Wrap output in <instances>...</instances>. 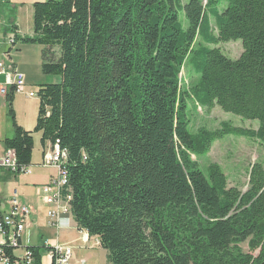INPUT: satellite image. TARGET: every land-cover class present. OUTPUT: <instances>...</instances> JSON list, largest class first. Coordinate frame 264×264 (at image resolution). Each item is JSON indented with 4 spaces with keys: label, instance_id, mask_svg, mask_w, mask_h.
Returning <instances> with one entry per match:
<instances>
[{
    "label": "trees",
    "instance_id": "16d2710c",
    "mask_svg": "<svg viewBox=\"0 0 264 264\" xmlns=\"http://www.w3.org/2000/svg\"><path fill=\"white\" fill-rule=\"evenodd\" d=\"M10 4L0 0L1 8ZM33 6V35H17L16 43L43 46V73L61 80L41 85L31 131L18 124L9 93L15 135L3 143L18 164L30 166L35 132L43 144L60 140L71 212L100 240L109 264H264L263 166H252L243 191L229 186L218 163L205 173L193 159L228 134L264 143V0ZM239 39L238 59L206 45ZM188 63L199 79L187 88ZM189 100L260 125L222 122L194 133ZM29 248L42 264V248ZM4 250L8 264H23L13 248Z\"/></svg>",
    "mask_w": 264,
    "mask_h": 264
},
{
    "label": "crops",
    "instance_id": "0c3cea01",
    "mask_svg": "<svg viewBox=\"0 0 264 264\" xmlns=\"http://www.w3.org/2000/svg\"><path fill=\"white\" fill-rule=\"evenodd\" d=\"M12 6H14V4ZM3 10L4 9L0 7V58H3L5 51L2 41L6 40L9 33L17 30V35L25 36L27 34L24 33L19 24L15 22L14 17H10L11 20L7 22V25L2 26V23H4L2 20ZM11 27H15L16 29L9 30ZM7 51H10L9 61L13 62L17 69L25 75L27 88L24 93H15L14 90L9 87L8 94L6 96H0L4 97L1 99L7 103V101H9V93H14L13 109L15 106L16 120L21 127L31 131L34 130L39 116L40 97H29L27 91L40 90L43 84L58 83L61 77L52 75L51 77H45L48 75L40 76L43 63V46L41 45L33 49L31 57L25 53L23 55L17 53L18 56L16 55L14 58L11 56V47ZM5 82L6 76L0 75V85H4ZM34 85H38V87L32 88ZM36 99L39 102H35ZM14 135L15 130L13 124L12 126L0 125V143H2L4 147L3 151L0 153V157L4 155L6 150L3 140L5 138H11ZM33 137L34 150L30 164L32 172L27 175H16L6 172L0 180V214H4L8 211L10 192L13 187L18 186L21 190V200L33 209L32 223L23 233L22 243L26 247L38 246L42 248V264H52L47 253V248L44 245L46 240L56 241L61 245L71 247L74 252L71 264H81L83 260L85 264H109L108 251L101 245L96 244L95 236H89L87 231L79 228L71 211L63 214L57 225L51 224L50 218L47 215L49 205L44 202L39 193L41 187L58 174V170L56 167L43 165L44 152L51 147V142L47 141L46 144H43L42 132H35ZM64 195L70 196L69 193H65V191ZM17 253H20V251H17Z\"/></svg>",
    "mask_w": 264,
    "mask_h": 264
},
{
    "label": "rangeland",
    "instance_id": "374dc122",
    "mask_svg": "<svg viewBox=\"0 0 264 264\" xmlns=\"http://www.w3.org/2000/svg\"><path fill=\"white\" fill-rule=\"evenodd\" d=\"M36 1L42 0H11L12 4L2 7L4 9L2 12V20L4 21V23H2V26L7 25V22L11 20L10 17H14L15 22L19 24L22 31L24 33H27V36H32L34 26L33 4ZM183 1L185 3L188 2V0ZM13 4L14 6H12ZM182 15L184 17V14H181V16ZM185 20L186 19H184V24L185 26H187V21ZM213 25L215 27L214 21ZM2 45L5 48L4 53L9 50L10 47L12 49V45H6L5 41H2ZM206 45L210 48H220L226 56L232 59H238L244 51L243 41L241 39L232 40L229 42H221L218 45ZM39 46L40 45L38 44H28L19 42L12 49L11 56L15 58L16 55H23L25 53L26 55L31 57L33 49L38 48ZM40 76H45L43 71ZM49 76L51 77V75L45 77ZM198 79L199 76L194 72L192 65L188 63L181 73L183 87L188 88L189 86H191V84L197 82ZM36 87H38V85H34V87L32 88ZM1 98L4 97L0 96V125L12 126L13 119L11 117L9 102L7 101L6 103ZM35 102L39 101L36 99ZM188 107L190 129L194 133L197 132L198 129L201 127H206L208 129L220 128L222 122H229L237 127H245L251 129H257L260 125V122L258 120L244 119L233 113L225 112L218 106L208 112L205 108L201 107L199 103L195 102L194 100H189ZM14 110L16 114L15 106ZM3 149L4 147L2 143H0V153L3 151ZM193 159L198 161L200 167L205 173H207L208 166L211 163H218L222 167L224 173L228 178L229 186H237L240 190L245 191L248 189L250 171L252 169V166L258 163L261 164L264 168V143L251 139L249 137L228 134L225 135L223 138L217 139L213 143L210 152L200 157L194 155ZM242 247L245 251L249 250L248 245L246 243L243 244Z\"/></svg>",
    "mask_w": 264,
    "mask_h": 264
},
{
    "label": "built area",
    "instance_id": "2783aa9c",
    "mask_svg": "<svg viewBox=\"0 0 264 264\" xmlns=\"http://www.w3.org/2000/svg\"><path fill=\"white\" fill-rule=\"evenodd\" d=\"M18 31H12L7 36L5 43H12V49L16 45ZM6 51L0 58V75L6 76L4 85H0V95L6 96L11 87L16 93L26 92L27 84L25 75L17 69L15 64L9 61V53ZM39 90L27 91L29 97H38ZM60 140L51 143V147L44 152L43 165L53 166L58 170V174L43 185L40 194L44 202L49 205L48 217L51 224L59 223L63 214L69 213L71 209L70 196H65L62 187V167ZM4 169L11 170L16 175H27L32 172L30 166H21L17 162V156L14 149H6L3 156L0 157V179ZM9 209L4 214H0V264H8L10 258L7 256L4 247L13 248L18 261L23 264H35L33 251L23 245V233L32 223L33 209L21 200V190L18 186L12 188L8 199ZM96 244L100 245V240L96 239ZM45 247L51 259L52 264H71L74 252L69 246L61 245L56 241L46 240ZM20 251V253H17ZM85 264V261H81Z\"/></svg>",
    "mask_w": 264,
    "mask_h": 264
},
{
    "label": "bare ground",
    "instance_id": "6f19581e",
    "mask_svg": "<svg viewBox=\"0 0 264 264\" xmlns=\"http://www.w3.org/2000/svg\"><path fill=\"white\" fill-rule=\"evenodd\" d=\"M12 45V43H7L6 45ZM13 90V89H12ZM15 92V91H14ZM16 93V92H15ZM61 155H64L63 156V160H61V167H62V187H63V191L64 189L66 188V185H67V175H66V171L64 170L63 168V165L65 164L66 162V159H67V151L61 147ZM71 209H69L70 211ZM58 224V223H57ZM55 224V225H57ZM45 249V248H44Z\"/></svg>",
    "mask_w": 264,
    "mask_h": 264
}]
</instances>
